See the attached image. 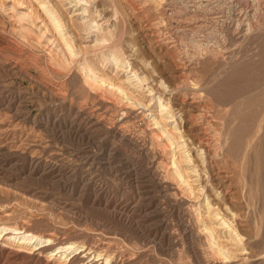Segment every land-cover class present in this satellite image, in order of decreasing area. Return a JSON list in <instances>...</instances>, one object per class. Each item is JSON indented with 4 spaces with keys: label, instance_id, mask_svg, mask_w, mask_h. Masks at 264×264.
I'll return each instance as SVG.
<instances>
[{
    "label": "bare ground",
    "instance_id": "bare-ground-1",
    "mask_svg": "<svg viewBox=\"0 0 264 264\" xmlns=\"http://www.w3.org/2000/svg\"><path fill=\"white\" fill-rule=\"evenodd\" d=\"M72 1L70 0L68 3ZM74 1L76 4L79 3L78 8L81 7V11L77 8L72 10L69 4L68 7L65 6L67 5L66 0H0V12L9 18V22L17 28L22 37L19 44H15L12 49L18 58L15 64H11L6 55L0 53L1 72L5 71L6 74L13 76L20 74L32 81L33 75L29 73V69H43L41 66L44 65L53 73L64 74L66 79L58 83L60 86L52 87L42 81L38 83L45 91V93L43 92L45 100L53 104L65 100L67 82L72 85L79 97L83 100L86 99V102L82 104H70L67 110L73 115L75 121L72 124V130L69 129L70 133L72 131L73 136L79 133L80 136L77 139L85 138L87 141L94 139L96 135L109 138L111 145L110 147L106 146V152H104L105 155L107 154V159L110 158V155L117 153L118 145L124 144V147L133 153V157L125 156L122 160V164H126L129 168L132 167L135 159H140L138 162L146 161L142 172L140 171L141 177L144 182L154 188V196L162 197L169 210L176 214L175 224L164 221V230L152 239L160 250L169 252V256L176 252L178 258H181L182 252L177 249L181 245L184 248V253L188 254L194 264H264V250L255 252L256 254L253 252V254L252 249H249L252 243L250 236L247 239L245 236L243 239L242 234L239 233L241 231L238 232V227L236 228L235 220L231 219L228 214L230 207L234 210L229 202L231 197L236 195L234 193L235 185H237L239 192L245 193L249 201H252L259 191L258 186L260 184L258 185L257 182V186L253 182L252 171H254V162L258 164L255 171H259V166L262 165L261 160H264L261 159L264 156V150H260L262 143H264L262 141L264 138V37L261 38L263 35L259 36L256 33L260 26L256 24L253 27L252 24L248 23L246 27L239 28L241 21H238V18L243 15L248 17L247 10H243L242 7L240 11L237 9L239 12L235 11L236 17L234 14V16L229 14V18L227 16L223 19L212 16L217 20H210L209 27H205V23L202 22L203 17L198 20L195 19V26L193 25L191 31L196 32L209 28L210 30H206L208 31L206 34H212L213 38L206 39L205 37L208 38V35H205L204 39H202L203 37L195 39L188 36L191 41L188 44L191 47L189 46L183 51L176 52L174 50L176 52L174 54L173 50L172 54L170 52V61L176 62V65L172 66L166 56L160 57L157 53L159 57L153 60L150 56L152 53L149 55V50H146L147 47L144 49L141 45L138 46V43H133L124 38V29L121 28L117 17L114 18L118 12L114 4L116 3L115 0H110L113 3V10L110 11V14L108 12L111 7L107 5V0H83V3H80V0ZM127 1L134 6L132 0ZM185 1L189 2V0ZM205 1L207 2V0ZM152 2L164 10L170 8L166 7V4H170L169 1L152 0ZM154 3L153 5H155ZM172 3L175 5V2ZM192 4L191 16L204 10L205 4L203 7L201 2L199 4L193 2ZM224 5H227L226 2ZM213 7L215 8V5ZM177 10L179 13V9ZM187 10L189 11V9ZM254 11H251L252 14L249 13V16L254 17L255 21L256 7ZM85 12L87 14H84ZM205 12L203 13L205 14ZM212 12L216 13V11ZM157 16H154L155 19ZM125 18H121V20L123 19L126 23ZM235 19H237L236 25H234ZM138 21L136 20V22ZM185 21L186 18L183 22L185 23ZM204 21L207 22V20ZM262 22L264 26V17ZM213 23H217L218 30L215 29L216 25ZM184 28L186 29V27ZM135 29L137 28L135 27ZM156 29L158 31V28ZM180 30L183 29L180 28ZM154 32L156 34V31ZM213 32H216L214 33L215 36ZM91 33H95V37L88 40ZM238 37L243 41L256 38L258 49L254 50L253 48L254 52L248 50L252 45L254 46V41L246 49L249 54L252 52L250 56L248 54L236 56L235 54L238 52L234 53L236 48L235 46L232 48L231 43L237 41ZM245 46L247 45L245 44ZM183 47L182 49H185L186 46ZM239 49L241 51V46ZM153 57L155 58V56ZM41 60L43 63H40ZM111 70H114V74L110 73ZM120 71L123 73L119 74ZM8 105L7 108L9 109L10 104ZM11 109L9 111L12 119L0 120V162L10 165L17 160H25L32 166L31 171H34L35 174L40 173V176L51 175L59 171L60 169L56 168L51 160L59 153L53 149L50 140L36 142L29 140L31 137L28 138V135L23 140L22 138H15L14 134L19 128L22 117L18 110ZM50 113L48 112V114ZM69 116L71 117L70 114ZM220 116L219 127L217 126L219 122L216 119ZM43 129V131L50 130L47 126H44ZM24 139L28 142L24 143ZM29 148L48 151L49 158L46 156L48 159H42L41 156L30 154ZM81 152L78 150V153ZM7 167L6 169H8ZM133 170L134 168L129 169L131 172ZM258 174L260 175L259 172ZM4 183L3 185L6 187L8 182ZM93 189L95 195L101 191L96 183L93 184ZM258 195L260 194L258 193ZM244 200L246 199L244 198ZM95 201H98L97 205L104 210L109 208L107 205L109 202H103L101 198H97L92 203ZM253 204L255 205V203ZM154 206H156L155 213L160 214L162 209L159 207V202ZM111 207L112 213L123 224L127 227L132 225L133 221L122 207ZM248 210L251 211V209ZM12 211V206L0 209V240L5 244L0 246V252L7 249L8 251L13 250L16 247L18 249L13 250V252L17 251L18 254L29 253L44 247L49 248L52 245L53 235L33 232L28 222L23 219L14 226L7 225L8 222L4 223ZM238 211L240 214V210ZM241 219L243 218L241 217ZM162 222L163 220H160V223ZM241 229L245 230L244 228ZM152 240L150 241L152 242ZM257 240L259 241L258 238ZM82 246V244L68 242L51 249L49 254L47 253L48 258L51 257L57 261L66 260L69 254L80 251ZM107 261H109L108 257L106 258Z\"/></svg>",
    "mask_w": 264,
    "mask_h": 264
},
{
    "label": "rangeland",
    "instance_id": "rangeland-1",
    "mask_svg": "<svg viewBox=\"0 0 264 264\" xmlns=\"http://www.w3.org/2000/svg\"><path fill=\"white\" fill-rule=\"evenodd\" d=\"M69 1L70 0H66L67 5H65V6L68 7L70 5L69 7H71L72 10H74L76 8H77V10L81 9V7L78 8L79 3L76 4L75 3L76 1H74V0L70 3H68ZM103 1H106V0H103ZM149 1L148 0H146V1L145 0H143V1L132 0V2L134 3V6H133V5H130V3L127 0H115L116 3H114V4L116 5L118 12L116 13L117 15L115 14L114 18L117 17V19L120 22L121 28L123 27V29L125 31L124 32V38L130 40L133 43H136V44L138 43L139 44L138 46L141 45V47L142 48L144 47V49H146V47H147L146 50L147 51L149 50L148 51L149 55L152 53L150 56L152 57L151 59H153V60H156L157 57H159V56L160 57L166 56L167 58H169L168 60L170 61V55L172 54V50H173V54H174L177 51H183V50H186L187 48H189L190 44H188V43H191L190 38L197 39V37H198L199 39H201L203 37L202 39H204L205 35H208V34H206V32H208V31H206V30H210V29L205 28L203 30H198L199 32L201 31V33H202V34L200 33L201 35L199 34L198 31H196V32L191 31V29H193V25L195 26L196 20L201 19L203 17L202 22L205 23V27H209L210 26V20L211 21H214V19H215V21L217 20L216 18H214L215 16H218L219 17L218 19L227 18V16L229 18L230 15H233V14L235 15V11L236 12L238 10L240 11L241 7L243 10H247L246 12L248 13V17L246 16L247 17V19H246V17L243 15L242 17L238 18L239 19L238 21H241V26L239 28H241V27L244 28V26L246 27L248 23L252 24L253 27H254V25L258 24L260 26V28L258 29V31H256V33H257V35L259 34V36L263 35V36H261V38L264 37V34H261L262 32L264 33V29L262 30V28H264L263 22H262L263 17H264V0H231L232 4L229 3L230 0H227L228 2L225 0H219V1L207 0V2L205 0H202L203 2L201 0H192V1L189 0V2L185 1V0H178V1L173 0L172 2H175L176 6L172 2H170L171 0H166L167 2L169 1V3H170L169 5L166 4L167 8L170 7L169 8L170 11L168 9L164 10L163 8H160L159 6L157 7L156 3L152 2V0L150 2ZM176 1L180 2V3L178 4ZM182 1H183V3H182ZM83 2H84L83 0H80V3H83ZM107 2H108L107 5L109 7H111V8H109V12H108L110 14L113 10V3L110 0H107ZM191 2L192 3L195 2L196 4L197 3L199 4V2H201V3H203L202 4L203 7H204V4L206 2L204 10L202 12H200L198 14L193 13L196 17L198 16L197 18L194 15L191 16L192 12L190 9H192V7H193L192 6L193 4ZM221 2H222V4H221ZM225 2L228 6L224 5ZM153 3L155 5H153ZM171 3H172V5H171ZM213 3L215 5V8L213 7L214 6ZM216 4L218 7L216 6ZM118 5H119V7H118ZM141 5H142V7H141ZM179 5H181V6H179ZM223 5H224V7H223ZM130 6H132V7L130 8ZM136 7H137V9H136ZM138 7H140V8H138ZM176 7H177V9H179V13H178V10L176 9ZM179 7H181V8H179ZM183 7H185L186 9H184ZM219 7L220 8L222 7L225 14H224L222 9H219ZM255 7H256L257 16L255 17V21H254V17L249 16V13L252 14V12H255L254 11ZM133 8H134V10H133ZM153 8H154V10H153ZM124 9L128 10V11H125ZM187 9H189V11ZM77 10H75V11L78 12ZM210 10H211V12H210ZM248 10H249V12H248ZM204 11H206L205 14L203 13ZM212 11H216V13H213ZM207 12H209V13H207ZM118 13H119V15H118ZM143 13H145V14H143ZM159 13H161V14H159ZM84 14H87V12H85ZM168 14H170V15H168ZM222 14L225 16H223ZM226 14H228V15H226ZM144 15H146V16H144ZM154 16L155 17L157 16V18L155 19ZM168 16H170V17H168ZM175 16H177V17H175ZM212 16H214V17H212ZM220 16H221V18H220ZM75 17H77V16H75ZM187 17H189V18H187ZM235 17H236V15H235ZM243 17H245V19H242ZM121 18H123V19L125 18L126 23L123 19L121 20ZM185 18H186L187 22L185 21V23H184L183 21L185 20ZM209 18H211V19H209ZM127 20H128V22H127ZM136 20L137 21L139 20V21L136 22ZM181 20H182V22H181ZM204 20H207V22ZM236 20L237 19L234 20V23H235L234 25H236V23H237ZM150 21H152L153 23H151ZM159 21H161V23L162 22H164V23L158 24ZM148 22H149V24H148ZM190 22H193V23L190 24ZM135 23H138V24H135ZM155 23H157V24H155ZM207 23H208V25H207ZM153 24L156 26H154ZM163 24H164V26H162ZM213 24L216 25L217 23H213ZM131 25L135 26L137 29H135V27H132ZM125 26H126V28H125ZM127 26H128V28H127ZM141 26H143V27H141ZM166 26H167V28H166ZM168 26H170V27H168ZM216 26H215V29L218 30V26L217 27ZM12 27H13V25L9 22V18H6L4 16V14L0 12V35H1V37H0V44H1L0 45V47H1L0 53L2 52V54L6 55V58L8 59V61L11 64H15L17 62L18 58L12 49L14 48L15 44H19V40L22 37L18 33L17 28H15V27L12 28ZM138 27H139V30H138ZM155 27L158 28V31ZM179 27L181 29H183L184 31L183 30L179 31V29H180ZM184 27H186V29ZM187 29H190V30L188 31ZM136 31H137V33H136ZM154 31H156V34ZM16 32H17V34H16ZM185 32H186V34H184ZM204 32H205V34H204ZM167 33L169 34V36ZM214 33H216V32H213V35L215 36ZM91 34H89L88 40H92L95 37V35H94L95 33H91ZM18 36H19V38H18ZM4 37H6V38H4ZM205 38L209 39V38H213V37L211 34V35H208V38H207V36ZM154 39H156V40H154ZM172 39H174V40H172ZM254 39H256V38H254ZM254 39L253 40L252 39H246L245 40L246 42H245V41L241 40L240 37H238L236 40L237 41L240 40V42H237V41L232 42L231 47L233 48L235 46V48H236L234 50L235 51L234 53L238 52L235 55L236 56L238 55V57H240L243 54H248L250 56V54H252V52H254V50L258 49L257 39L256 40H254ZM145 40H146V43H145ZM184 40H187V41H184ZM248 40H249L250 44L248 43ZM250 41H252V42H250ZM240 43H241V45H240ZM251 43L254 44V46L252 45L253 47L251 46ZM245 44L247 46H245ZM6 45H7V47H6ZM179 45H180V47H179ZM242 45H244L245 47L244 46L242 47ZM183 46L184 47L186 46L185 49H182ZM240 46H241V51L239 49ZM259 46H260V44H259ZM249 47H250V49H248ZM7 48H9V49H7ZM10 48L12 51L10 50ZM253 48H254V50H253ZM169 49H170V51H169ZM246 49H248L252 52H250V54H249V52ZM156 50H158V51H156ZM174 50L176 52H174ZM164 51H166V52L164 53ZM170 52H171V54H170ZM157 53L159 54V56L157 55ZM153 56H155V58ZM161 60H162V58H161ZM41 62L43 63V60H41L40 63ZM170 63L172 66L176 65L175 61H173V62L170 61ZM41 68H43L44 70L40 69V68L39 69L30 68L29 69V73H31L33 75L32 81L25 78L24 76H22L20 74H16L13 76V75L6 74L5 71H2L3 72L2 73L0 70V99H1L0 100V106H1L0 107V120H4V118L6 121L12 119V117H10L11 113L9 111L11 108H12L11 110H18V113L22 117V119H21L22 124L21 123L19 124V128L17 129V132L14 134L15 138L16 139L22 138V140H23V138H25L26 135H28V138H30V137L33 138V139L30 138L29 140H35L36 142L39 140H41V141L50 140V142H52V144H53L52 145V147H54L53 149H55L59 153V154H57V156L55 158H53L51 160L56 165V168H59L60 170L51 174V175L40 176V173L35 174V173H33L34 171H31L32 166L28 162H26L25 160L24 161L23 160H17V161H15V163H13V164L11 163L10 165L9 164H2L0 162V177H1V179H0V209H4L7 206L13 207V211L11 212V215L9 216V218L6 221H4V223L8 222V223H6L7 225L10 224V226H14L19 221H21V219H23V220L28 222V224L31 226L33 232H36L39 234H51V235H53V241L54 242L53 241H52L53 243L51 242L52 245H50L49 248L44 247V248L39 249V250L30 251L29 253L26 252L27 254L24 252L19 253V254L17 251L13 252V250L18 249L16 247H14L13 250L11 249L12 251L11 250L8 251V249L4 250V251L0 252V264H112V263L113 264H117V263L119 264V262H120V264H191V263H193L191 261L190 257L188 256V254L184 253V248L181 245L177 247V249H179L178 251L182 252L181 258H178V255L176 252L171 253L169 256V252L160 250V248H158L157 245L152 240L154 236H158L164 230V228H163L164 221L168 222L169 224H171V223L175 224L176 214L169 210V207L164 202L162 197L159 196L157 198L154 196V194H155L154 188L151 187V185H148L147 182H144V179L141 177V174H142L141 172H142V169L144 168L143 167L144 164H146V161L142 160V161L138 162L140 159H135V161L131 167V168H134V170H133V172H131V171H129V169H131V168H129V166H127L126 164H122V160H124L123 158L125 156H132L133 157L132 151H129L128 148L124 147V144L118 145L117 153L110 155L109 156L110 158L107 159V157H106L107 154L105 155L104 152H106L105 147L106 146L110 147V145H111L109 142L110 141L109 138H104V137H101L99 135H96V137L94 139H90L89 141H87V139H85V138L77 139V137L80 136L79 133L74 134V136H73V133H72V131L70 133V130H72L71 127L73 126L72 124L75 121L72 117L73 115L71 113H68L67 110H68L70 104H74V105L82 104V103L86 102V99L83 100V98L79 97L77 95V93H75V91L73 90L72 85H70L67 82V86H66L67 88L65 91L66 98L63 102L53 104L52 102L45 100L46 99L44 96L45 91L39 85L38 82L42 81L43 83L45 82L48 85L50 84L52 87H57L59 85L58 83L65 80L66 77L64 74L59 75V74L53 73L49 68H46L44 65H42ZM110 73L114 74V70H111ZM121 73H123V71H120L119 74H121ZM41 79H43V80H41ZM16 91H19V92H16ZM9 92H11V93H9ZM11 97H12V99H11ZM15 97H17V98H15ZM77 101H79L80 103ZM15 103H17V104H15ZM8 104H10L9 109L7 108V106H9ZM55 105H57V106H55ZM14 107H15V109H14ZM48 112H51V113L48 114ZM69 114L71 115V117L69 116ZM25 117H27V118H25ZM28 118H29V120H28ZM216 120H217V122H219L217 125V126H219L220 121H221V116L219 118H217ZM69 125H71V126L69 127ZM44 126H47L50 130L47 129L48 131H43ZM41 128H42V130H40ZM74 130H75V128H74ZM67 132L70 134H68ZM262 141L264 142V138L262 139ZM27 142L28 141L24 139V143H27ZM24 146H25V144H24ZM78 150H81L82 152L78 153ZM260 150H264V143H262ZM28 151L30 154L37 155L38 157L41 156L40 158H42V159H48L49 158L48 157V153H49L48 151H42V149H34V148H29ZM124 152H127V153H124ZM261 159H264V156ZM263 161L264 160H261L262 165L259 166V171H255L256 170L255 168L258 166V164L254 162L253 163L254 171H252L253 178H254L253 182L255 183V185H257V182H258V185L260 184L259 186L257 185L259 187V188L258 187L257 188L259 190L258 193L260 195H258V193H257V195H258V196L256 195L257 198L254 197L253 198L254 200L252 199V201L251 200L249 201L247 199L245 193L239 192L237 185H235L234 186V193L236 195H234L233 198L231 197V201L229 202L230 203L229 205H231L232 208L234 207V210L231 209V207H230V210H229L230 212L228 214H229V216H231V219L235 220L234 222L236 224L235 223L234 224L236 225V228L238 227L237 228L238 232H239V230L241 231L239 233L242 234L243 239H245V236H246V239L248 236H250L252 243L249 246V249L250 250L252 249L251 250L252 253L253 252L258 253V252L264 250V235H263L264 234V232H263L264 231V225H263L264 224V219H263V217H264V204H263L264 203V181L262 184V180H264V168H263L264 162ZM261 162H260V164H261ZM5 166L6 167L8 166L7 167L8 169H6ZM9 169H11V170H9ZM139 172H140V174H139ZM258 172L260 173V175L258 174ZM245 173L248 174V172H245ZM261 175H262V177H260ZM260 178H263V179L261 180ZM257 179H259V180L257 181ZM3 182H5L4 184H6L8 182L9 185L7 183L6 187H5V185H3ZM94 183H96V185L99 188H101V191L97 192L98 193L97 195H95L93 193V190H94L93 184ZM15 186H16V188H15ZM78 187H79V189H78ZM260 189L262 190L261 192H260ZM240 195H241V197H240ZM243 195H244V197H243ZM92 196L94 199L92 198ZM97 198H101L103 200V202H109V203H107L109 208H107V210H104L101 206L97 205L98 201H95V203H92L93 200H95ZM244 198L246 200H244ZM239 199H240V201H239ZM259 199H260V202H259ZM261 200H262V202H261ZM243 201H244V204H243ZM245 201H247V202H245ZM158 202H159V207L162 209V211H160L161 212L160 214L155 213V207L156 206H154V204L157 205ZM248 202H250L251 204L250 203H249L250 205L247 204ZM253 203H255V205ZM89 205H91V206H89ZM111 206L122 207L123 210L129 214L130 219L133 221L132 225L128 226L129 228L125 224H123L121 222V220L119 218H117V216H115L112 213V210H110V209H112ZM237 206H238V208H236ZM260 206H261V208L259 209ZM248 209H251V211ZM138 210H140L139 211L140 213L138 212ZM236 210H237V212H236ZM238 210H240V214H239ZM108 211H110V212H108ZM232 213H234L235 216ZM36 216H37V218H36ZM145 216H147V217H145ZM239 216H241L243 219H241V217H239ZM27 218H29V219H27ZM160 220H163V222L160 223ZM241 228H244L245 230L246 229L247 230L245 231V230H242ZM252 228L255 230H253ZM261 229H262V232H260ZM245 232L247 233V235ZM257 238L259 239V241L257 240ZM150 240H152V242ZM68 242H74V243L80 244V245L82 244L83 246L80 249V251H76L75 253L73 252V253L69 254V256L66 260L57 261L56 259L53 260V258H51V257L48 258V254H49V251L51 249H53L57 246L64 245ZM253 243H255V244H253ZM3 244L4 243L2 242V240H0V246H3ZM259 247H260V249H259ZM261 248H263V249H261ZM6 253H7V255H6ZM103 255L106 258L108 257L109 261L106 262V258ZM109 255H110V257H109ZM113 255H114V257H113ZM186 256H188V257H186ZM237 264H239V263H237Z\"/></svg>",
    "mask_w": 264,
    "mask_h": 264
}]
</instances>
